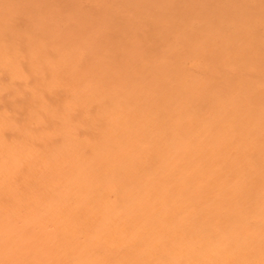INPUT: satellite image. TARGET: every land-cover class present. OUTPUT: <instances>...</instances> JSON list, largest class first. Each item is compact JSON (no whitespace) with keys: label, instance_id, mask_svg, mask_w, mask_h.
<instances>
[{"label":"rangeland","instance_id":"obj_1","mask_svg":"<svg viewBox=\"0 0 264 264\" xmlns=\"http://www.w3.org/2000/svg\"><path fill=\"white\" fill-rule=\"evenodd\" d=\"M261 1L246 0L245 3L247 2V4H245L244 0H239L236 3H234L233 0H195V1L194 0H145V1L133 0L134 3L132 2V0H69V1L68 0H0V40L5 42V43L0 42L4 44V46L0 44L1 48L4 47L5 49H8L9 54H7V50L2 48L3 51L5 50L6 57L11 56L10 60L14 58L12 60L14 64L16 63V61L20 59L19 62L17 63V67L19 66L20 69L27 63L30 65L29 66L27 64V66H24V68H22L25 70V67H27L26 71L23 70V73L19 68H18L19 71H17L16 70L17 67L12 65L13 70H15L16 72L15 75V72L13 71L16 77L13 78L14 80L12 81V83L10 81L8 82L9 78L7 73H5L7 71L3 70L5 68L0 67V119L4 120L6 124H8V126L11 128L10 130L8 126L6 128L5 127L3 128L4 131L2 130L1 133H3L4 135L2 134L3 137H1L0 134L1 137L0 141L1 144L5 146H8L9 144L12 146L18 145L17 147L20 146L23 148L26 147L27 149L33 148L34 149L33 151L32 150L29 151V154H31V156L34 155V153L35 155L37 154L43 155L37 159L38 161L28 163L27 162L28 159H24V157L22 156L10 157L11 158L10 160V158L8 157L9 155L8 153H4L5 155L0 154V165H1L0 169H2L0 170V264H159V262H156L157 259L156 254L153 253V255L156 256L150 254H144L141 251H137L138 248L133 244L128 245V244L118 243L116 239L114 240V236H112L113 233H111L112 231H108V234L106 235L100 232L101 234L100 235L97 231L96 232L93 231L90 228V226L89 227L86 226L84 221L85 212H82V210L84 211L83 208L86 205L87 206L89 205V207L93 209L94 205L93 204L90 205V201L86 199L82 201L83 203L80 202L79 204L78 201L71 200V202L73 203L71 204L70 201H67V198L66 200L65 197L62 198L63 194L61 190L56 185L52 184L51 180L53 179V177H51L50 176L51 173L47 171L48 166L50 169H52L55 165L56 166L53 169H56V167L58 169H61L63 167L65 168L69 166L73 167L74 169L76 168L78 169L82 164L81 162H83V159H81L82 158L81 155L83 156V158H85L86 155L85 153H88L89 155L88 152L89 147H86L85 145L88 146L89 144H92V142H94L96 139L95 137L100 136L101 132L104 133L106 131V130L104 131V126H102L103 121H101L104 119L103 113L105 112H102V114L89 113L90 115L89 116L87 115L86 117L82 118L81 121L80 119L79 120L75 119V121H73L72 123L71 121H69L72 132H70L69 133L70 135L68 136L71 137L72 141L74 140L71 143V147H69V145L65 147L59 146L62 145V143L60 142L61 136L57 134H53L50 136L49 134L50 131L47 130H46L47 132L44 130V132L39 136V138L32 136H31L32 138H30L29 134L33 133V131L30 128L27 130L26 125L24 126L23 120L25 118L24 116L27 114L24 110V106L27 98L28 100H31L29 98L30 95L32 96L33 94L34 96V93L39 92L38 91L39 89L37 90L35 87V84L39 83L40 81V80L38 81L39 76L41 75L40 78L43 77L41 79L43 80V79H47V77L50 75V74L48 75V73L50 72L49 67H48L49 70L47 69V67L45 69L46 71L48 70V73H46L45 70L43 69V67H45V64L49 65L50 67L56 65L54 67L55 69L59 67H61V69L62 68L64 69L67 67L66 69L73 73H71L72 77L68 76L66 79L71 80L72 82L73 80L77 79L75 81L76 83L77 82L79 83L81 80L80 78L82 76L79 77L78 79V76L75 75L82 74L83 76H85L83 77L84 81H86V79L90 81L87 83L88 85L89 83H91V81H92L91 84L94 85V87L93 85H91L92 88L89 86L88 88L89 91L90 89L91 90L95 89V87L106 88V90L115 88L116 90H114V92L111 89L113 94L112 92H108V95L100 98V102L94 104V110L95 108H98L100 103H102V107L104 106V104L105 106L110 105L111 104L110 102L112 101L109 100V102H107L108 98L110 97L111 99H114L113 101H115V99L118 98L117 100L118 101L121 100L122 105L132 104L133 106H136L139 109L143 108L140 109L142 110L141 111L142 113L138 112V116L140 119H144L145 117V120L147 119L149 120L150 118L154 122L156 121L162 123L163 121L164 123L166 122L165 120L169 121L171 119L173 120L174 118L176 122L180 121L181 123L184 121L182 124H185V120H186L189 126L195 124L196 126L199 125L198 129L194 126V128H196L195 130L199 131V134L196 133L197 136L200 137V138L197 137L199 138V143H195L194 146H191V148L187 149V151L191 155H193L194 152L196 153L195 155L199 158V156H201L202 154L201 153L202 149L199 150L200 148L204 149V147L207 146L209 147L210 146L209 144H211L210 148H213V146H215V144H217L219 140H221V144H220L221 147L218 145L215 147H218V149L220 148L219 149L220 151L223 150L222 153H224L223 154L224 156H227L228 154L231 155L230 156L231 159L227 157L229 158V161L225 157V160L227 159V161L223 160L224 162H221L218 160L220 157L219 154L213 153L214 154L213 157L215 156L214 157L215 159H213L214 161L210 160L211 165L207 163H206L207 165L203 164L205 158H203V160L202 159L199 160L201 164L198 165V168L202 167L204 170L203 172L205 173H208L210 171L211 176H208L209 174L206 176L207 177L206 179L212 182L209 185L206 183L207 182L205 181L206 179L205 178L203 179L204 175L201 176V178L200 176H198L197 167L192 166L193 171H190L194 173L196 171V175H195L193 173L192 174L188 173L186 168H182V167L180 168V166H182L183 164L180 166L178 164L174 165V168L175 166L178 167L177 170L180 168L179 171L174 170L173 167L171 169L168 168L169 170L166 171L164 168H161L162 165H160V160H161L160 158L158 164L154 161L151 162L149 160L150 157L149 154L151 156L153 155V153L155 154V152L153 151L154 148L152 146L156 145L158 139L155 140L148 139L149 140L148 141L145 138L147 141L146 140L144 141V139L141 138V140L144 141L143 142L144 145L142 146L149 149V151H147L144 147L136 148V150L135 148H133L134 150H132V148H130L128 145L126 147L127 150L125 148L124 150H122V148L119 147V149L117 148L118 150L116 149L119 152L118 154L119 156L110 157V155L108 154L106 156L107 158L105 157V159L103 160V162L105 161L102 164L103 167H100L101 169L104 168L102 170V174L105 173L104 174L105 176H110L113 174L115 175L116 173V175L119 176L120 179L119 181L121 182V180L122 181L126 180L125 178L128 177L126 175L127 173L133 172L131 173L132 174L131 178L134 180V178L137 177L136 175L134 176V173L138 174L136 172L138 171L137 169H139V166L142 167L143 169L144 165L145 167L148 168V166L146 165L150 164V166H153L154 168L149 166L150 167L149 169L144 168L143 171L139 170L138 175L140 176L141 181L140 178L138 177L139 179L137 180L138 182H142L143 180H145L146 176L148 175H150L149 177L152 178L153 175L151 174L154 173L155 175H157V173H159V175L154 176L155 177L154 178L155 180H153L154 183L158 181V178H160L159 180L162 179L161 183L162 181H166V183L164 182V184L162 185L164 186V188H166V190L164 191H166L167 193H168V189L173 188L174 191H176L178 190L177 188L180 187L181 189L178 190L179 193L178 191H176L177 192L176 197H179L182 201L183 199L186 198L185 202L192 203L191 201L193 200L199 202L202 199L201 201L202 203L204 202L209 203L208 205H210V209L211 210L214 209L212 211H216V208H214L216 205L215 203L213 204V202L217 201L218 203L217 202L216 203L218 205L221 204L220 207H222V209L220 211L223 216L221 214L220 216L217 215L218 217L208 216L209 218L208 224L213 225V227L217 228L218 230L221 229L223 225L225 226L224 222L221 223V221H223L221 219L224 218L226 219L227 223L226 222L225 223L227 227L230 223V220L233 219L232 217L233 214L237 212H239L238 214L240 216V214L244 213L245 211L244 215L241 214L243 219H245L247 216H250L249 213L250 214L253 213L251 215L252 217L250 216L252 219H250L249 221L248 218L250 217H248L247 218L248 220L247 221L245 220L246 223L252 224V220H255L256 218L257 221L264 222V204H262L263 203L262 201L264 199L263 197L264 190L260 188V187L264 188V185L260 186L259 183V180L261 182H263L264 180V15H263L264 6L263 8L262 6H260L263 5L264 2L262 1L261 3ZM251 4L253 5L254 8L252 7ZM257 4L259 5L257 6ZM240 5L242 7V10H240L241 14L238 16V14L233 12V10H236L235 8L238 9ZM243 5H246L245 8H243ZM148 13H150L151 15ZM234 15L236 16V18L234 17ZM240 16L242 18H240ZM237 18H239L240 20L239 22L238 20H236ZM260 18H262V20ZM250 21H252V23L255 24L252 23L250 24ZM262 21L263 23H261ZM1 25L3 26V28L1 27ZM249 28L250 30H248ZM39 33L41 35H39ZM5 36H8L9 38ZM43 38L45 40H43ZM8 39L10 41H8ZM41 41H46V42H41ZM8 42L10 45L8 44ZM38 42H40V44ZM43 43L45 44L44 47H42ZM37 46L40 48H38ZM25 48L27 51H25ZM21 50L22 51L24 50L26 55L23 54L24 52L20 53L19 51ZM39 51H41L40 54ZM12 52L13 54H11ZM16 52L20 53V54L18 53L19 59L17 58V54L15 55ZM27 52L28 54H30V57L29 55H27ZM34 53L37 54L34 55ZM15 58H17V60H15ZM84 59L86 64L81 63V61L84 62L83 61ZM79 60L81 61L78 62ZM43 61H45L46 63L44 62L45 63L44 64ZM89 62L93 66L92 65L90 66ZM80 63L81 65H79ZM121 63H123V65ZM68 65H70V68H68L69 67ZM37 66L39 67L41 66V68ZM82 66L86 67V69L88 70L90 69L89 70L90 72L86 70L84 73H82L84 71L83 70L84 67ZM88 66L91 68H89ZM34 68L35 69L37 68L36 70L37 72L35 71ZM29 70H31L30 73ZM105 70L108 71L106 72ZM34 71L40 75L35 74ZM87 71L89 73L88 75H86ZM91 71L93 72L91 73ZM103 71L104 74H101ZM27 72L29 76H27L26 78V75H28ZM32 72L34 76L31 75ZM109 73L110 74L113 73V74L110 75ZM19 76L22 77L19 78ZM99 76L101 77L98 78ZM73 77L75 79H73ZM96 77L99 80L97 81V83H96ZM1 79L4 80L2 81ZM20 79L21 80L24 79V80L20 82L21 81ZM100 79H102L103 81H100ZM117 79L119 81H117ZM32 80L33 82L32 84H30L31 83L30 81ZM108 80H110L111 82H108ZM102 82H104L106 85H104V83L102 84ZM62 83L65 82L62 81ZM114 84L115 85L117 84V86H115ZM85 86L86 85L80 87V89L82 90L84 89L82 92H80L82 93L80 95H83V93L87 91L86 90L87 88H85ZM66 88H68V86L61 87L59 89V90H64L65 92L68 91L65 93L66 96H68L69 92L73 90H79L77 86L76 87L73 86L71 88L69 87L68 89ZM101 88H98V90ZM26 89H28L27 92L29 91L32 93L24 92L26 91ZM33 89H35L36 92H34L35 90L33 91ZM117 91H120V93ZM122 91L124 92V94ZM128 91H131L129 92L131 94L127 95ZM23 93H27L28 96L26 95L27 97H25ZM72 93H70V95H72V98L74 96H77L75 95V91ZM114 93H119L118 95L122 93L121 99L120 97L114 98L115 95ZM189 93L191 94V97H189L190 95ZM47 94L48 93H46L45 91V95L42 96L40 95L39 100L44 102L46 108L47 105H50L52 103L51 106L53 107L48 106V108L52 109L56 113V110L58 109L57 105L60 102L58 98L59 99L61 98L60 92L58 94H49V95ZM70 95L68 96V99L71 98ZM111 95L113 96V98ZM180 95H182L183 97ZM33 96L31 98H33ZM175 96L178 98H176ZM134 99L136 100L134 101ZM55 100L58 101L55 102L56 104L54 105L53 102ZM126 102L129 103L127 104ZM95 105L98 106L96 107ZM153 107L156 109H154ZM162 107L163 108L165 107V110L168 108L169 109L172 108L175 110L176 114L178 115H176L172 109L171 110L174 113H172V111L168 112L167 110L163 111ZM181 107L182 108L185 107L182 109L183 111L182 113H181ZM196 109L199 110L197 111ZM148 111L150 113H148ZM189 111H191L192 113ZM170 112L172 115L174 114V116H172ZM55 113H53L52 111L51 114L44 113L45 114L44 115L43 113H40V116L37 117L39 121L37 118H35L37 120L34 119V122L37 121L39 124L32 125L31 128H35L38 126L40 128H43L45 126L44 124H41L44 123L43 121L49 120V117H51V115L59 116V113L56 114ZM107 114L111 115L112 113H107ZM133 114L136 116L137 113L135 114V112L133 113L131 112L127 114L128 116L131 117H128L126 119L127 120L131 119ZM183 116L185 118H182ZM190 117L192 119H190ZM52 118L53 117H51L50 119ZM199 119L201 122L199 121ZM12 122L15 124V127L13 126L14 124ZM122 122L125 121L123 120ZM213 122H215V124H213ZM74 126L78 128H75ZM39 127L35 129H39ZM72 127L74 128V130H72L73 129ZM98 127L100 128L99 130L97 129ZM205 127L207 130L205 129ZM212 128L214 129V131ZM127 130L128 129L126 130L123 129L122 130L123 132L119 133V136L121 135L120 138H122L121 141H123V139H125L126 136H128L129 141L131 140L135 142L134 146L136 145L137 147V145L138 146L141 145L138 143L139 141H136L138 138L136 139L137 135H135V133L138 130H134V131L131 130V133L129 134L128 132L130 130H128V132ZM176 133L175 136L173 137L175 140L177 139L176 137L183 135L185 132L183 131L179 132L178 130L176 131ZM203 133H206V135H204ZM194 135H195L194 133H189V134L187 133L186 135H184V137L186 138L187 136L189 141H194L193 138L196 136ZM93 137L95 138L94 140ZM184 137L182 139L179 138L177 140H179V142H183L185 140L187 141V139H185ZM202 138L204 141L202 140ZM14 139L18 140V141L16 140L17 143L15 142ZM42 139L46 141L45 142L46 144L47 142L49 143L48 151L47 150L44 151L45 149L43 145L45 143L43 142ZM216 139L218 141H215ZM5 141H7L8 144ZM54 141L56 144L54 143ZM249 141L252 143L250 144ZM11 142H15L16 144L15 143L11 144ZM154 142L156 143L152 144ZM204 142H206V144H204ZM58 143L60 144L58 145ZM188 144L186 145L190 147V145ZM202 144L204 145L202 146ZM80 145L81 148L78 149ZM82 145L86 147L88 150L82 147ZM186 145H184V147H186ZM223 145H225L226 147ZM138 149L140 150L138 151ZM150 149H151V153H150ZM192 149L193 151H191ZM78 150H80L81 152H78ZM204 150H206V148ZM257 150L258 153H256ZM64 151L67 152L64 153ZM121 151L124 152L121 153ZM135 151H137L136 152L137 154L135 153ZM125 152L126 153L129 152L130 155L128 154L127 156ZM63 153L67 154V156L69 157L65 156ZM68 153H70V155ZM62 154L64 155V157H61L63 156ZM143 155H145L147 158ZM140 156L141 157L143 156L146 160H149V162H151L152 164L149 163L148 161H147L148 163L145 164L146 162L145 159L140 158ZM204 157H207V155ZM210 157H212V154H210ZM207 158H209V156ZM232 158L235 163L232 161ZM216 159L218 160L217 162H215ZM48 160L49 163L47 162ZM119 160H120V164L118 163ZM133 160L135 163L133 162ZM139 161H143L142 163L144 165L141 166L142 164ZM44 162L47 163L48 165L46 164L47 168L42 169L41 164H43ZM136 162H139V164ZM213 162L218 166L217 167L218 169L220 168L219 171L221 172H217L215 170L213 171V168L210 170L211 168L210 166L213 165L212 164ZM227 162L229 163V165ZM245 162L248 164V166L247 165L245 166V168L247 167L248 170L246 169L245 171H247L248 175L252 172L251 173L252 175L250 174L251 176L248 175L244 176L247 178L250 177L248 180L246 179V181L245 179L243 180L242 178V174L244 173L243 170H244ZM116 163L120 166L122 165L121 168L123 167V165L127 164L125 165L126 171H122L121 168L120 169L115 168L116 170L113 171L112 170L113 165L116 166ZM105 164L107 166H105ZM95 165L93 164L92 166ZM136 165L138 166L136 167ZM216 165L214 166L216 167ZM221 165H224V167L228 166L227 169L225 168V170H228V168L229 169L232 168L234 171L231 169L226 171V174L223 173V175H220L223 172L222 170L223 168ZM205 166L208 168V170L204 169ZM33 167L34 169H36V171L40 170L38 172H41L43 174L40 173L41 174L40 175L36 173V171L34 172V170L32 169ZM134 167H136L137 169ZM182 169L183 170L185 169L186 171L184 172ZM111 170H112V174H111ZM129 170L132 171L128 172ZM144 171L146 172V174ZM260 171L262 172L263 175H261ZM178 172H180L181 175ZM230 172L231 174H229ZM240 172L243 173L241 174ZM35 173L39 176H37ZM238 173H240L241 175H239ZM25 174L27 176H29L30 174L32 175L28 177L29 179H25L26 178ZM176 174L177 176H175ZM192 175H194V177ZM215 175L218 176L220 175L222 177H220V179L218 180V176ZM227 175H229L228 177H230L231 175L232 177L231 179L233 181L229 180L228 177L223 178L224 176ZM169 176L170 177L172 176L173 179L170 178ZM214 176L216 177V179L213 178ZM240 177L242 178L243 182L245 181L243 184H242V180H240ZM168 178H170L172 184L171 183L169 184L170 181L167 182ZM221 178H223L222 180L224 181L226 180L225 181L226 190L221 186L222 183L224 182V181L223 182L220 181ZM188 180H190V183H192V185L188 183ZM177 181L179 182L181 181L182 183V184L180 183L181 186L178 185L179 182L177 183ZM183 181L185 183H183ZM238 181H241V183ZM247 181L251 185L255 183L254 190L256 187L260 186L259 187L260 190L258 191L256 189L257 191L255 190L254 193L257 192L261 195V196H259V194L257 195L260 197L261 203L259 202L258 200L259 198H258L257 199L258 205L254 204V200L253 201L249 200L251 199V197H253L251 195L248 201L250 203L253 202V204L249 205V207H247L244 210L243 206H245L244 202L247 201V198L244 196L246 195L244 193H243L244 195H242L243 197H241V193L248 191L249 194V190L247 188H250L251 185ZM193 182L195 183L197 182V189L195 188L196 184ZM201 182H203V184H200ZM131 183H136V182L131 181L130 184ZM232 184L234 187L231 186ZM201 185L202 188L204 187L203 189L201 188ZM227 185H229L230 188V189L228 188V192H227ZM240 185H242L241 187H246V189H244V191L243 190L241 191ZM231 187L233 189H231ZM210 188H213L214 192L218 194L209 192L211 190ZM185 189L187 195L183 194ZM187 189H189L188 191L190 192H188ZM204 190L205 192H207V194H205L206 196L203 195ZM229 191L232 196L236 192L235 195L232 197V200L230 199V201L229 199H225L224 197H223L224 199L222 198V196L224 195L227 198L230 197L228 196ZM252 191H253V187H252ZM182 194L183 196H181ZM212 194H215V197L217 198L220 195L219 199L221 201L216 199ZM184 196L186 197L184 198ZM237 196H239L240 199H238L239 201L237 200L234 202V199H237L235 198ZM244 197L246 199H244ZM85 200L87 203L85 202ZM224 200L226 204H223ZM228 201L230 204L233 203V205L229 206L227 203ZM201 202H199L198 204H200ZM260 205L262 206L261 208ZM67 206L68 207L70 206L71 210L74 212H71L70 210L68 212L69 214L67 213L68 216L63 218V215L61 216L59 214H62V212L65 211V208ZM202 206L204 207V209L205 206L209 207L206 204ZM202 206L199 205V207L201 208ZM224 206H225L224 208L225 210H227L226 208H228L226 212H222ZM254 207L257 208L255 209ZM230 208L232 209L236 208V209L233 211L232 209L229 210ZM253 208L255 210H253ZM80 209L82 210L79 212L78 210ZM259 209L260 211H258ZM92 211L94 212V210ZM228 211L230 213H232L231 211H233V214H231L232 216H229V218H226V215L228 216V214H230L228 213ZM93 212H91V216L95 215V213ZM195 212H199V211L197 210ZM255 213H259L258 216H256ZM234 216L236 217V214ZM113 217L115 218V216ZM239 221L238 220L237 222L234 221L235 222L234 224L232 222L233 225L230 224L231 227L238 224ZM255 223L256 222H254L255 225L254 227L256 229L258 225H256ZM236 228L237 227H234V229ZM261 228H259L258 230V235L262 236L264 235V227ZM239 229L237 232H239ZM190 231L191 229L188 230V232ZM241 231H243V227H241L240 232ZM250 231L251 230H249L248 234L246 233V235L244 236H250V233L251 235L254 233L253 232L254 229L253 231L251 232ZM256 232L257 231L255 230V233ZM252 236L255 238V235ZM263 237L262 238L257 237V240L260 241L262 239L261 241H263ZM167 251H170L171 254ZM167 251H165L164 256H166L167 258L171 257L167 262L168 264H194V263L220 264V262H217L215 259H213L214 260L213 261L212 259L209 258H203V259L200 258V260L199 258L198 259L186 258L183 253L179 255L178 253H173L171 250H167Z\"/></svg>","mask_w":264,"mask_h":264},{"label":"bare ground","instance_id":"obj_2","mask_svg":"<svg viewBox=\"0 0 264 264\" xmlns=\"http://www.w3.org/2000/svg\"><path fill=\"white\" fill-rule=\"evenodd\" d=\"M69 1V0H68ZM145 1V0H144ZM195 1V0H194ZM239 0H236V1H234L233 0V2L234 3H236V2H238ZM245 1L246 0H244V3H245ZM261 1V0H260ZM263 2H264V0H262ZM262 1H261V3H262ZM60 2V1H59ZM132 2H133V0H132ZM131 2V3H132ZM159 2V1H158ZM232 2V1H231ZM250 2V1H249ZM134 3V2H133ZM220 3V2H219ZM12 4V3H11ZM14 4V3H13ZM84 4V3H83ZM245 4H247V2L245 3ZM260 4V3H259ZM259 4H257V6L259 5ZM106 5V4H105ZM221 5H222V3H221ZM225 5H227V4H225ZM252 5V4H251ZM179 6V5H178ZM245 6L246 5H243V8H245ZM260 6H262V8H263V6H264V3H263V5H260ZM43 7V6H42ZM112 7V6H111ZM125 7V6H124ZM153 7V6H152ZM180 7V6H179ZM240 7V8H239ZM238 7V9L237 8H235L236 10H233V12H235L236 14H238V16L241 14V11L240 10H242V7H241V5ZM252 7H253V5H252ZM252 7H250V8H252ZM35 8V7H34ZM147 8V7H146ZM254 8V7H253ZM190 9V8H189ZM254 10V9H253ZM258 10V9H257ZM263 10V9H262ZM147 12V11H146ZM190 12V11H189ZM221 12V11H220ZM263 12H264V10H263ZM33 13V12H32ZM36 13V12H35ZM165 13V12H164ZM232 13V12H231ZM148 14H150V13H148ZM178 14V13H177ZM190 14V13H189ZM254 14V13H253ZM256 14V13H255ZM261 14V13H260ZM3 15V14H2ZM36 15V14H35ZM75 15H76V12H75ZM151 15V14H150ZM173 15V14H172ZM264 15V14H263ZM157 16V15H156ZM259 16V15H258ZM174 17V16H173ZM230 17V16H229ZM234 17L236 18V16L234 15ZM262 17V16H261ZM240 18H242L241 16H240ZM257 18V17H256ZM204 19V18H203ZM261 20H262V18H260ZM236 20H238V22L240 21L239 20V18H237ZM138 21V20H137ZM136 21V22H137ZM142 21V20H141ZM208 21V20H207ZM104 22V21H103ZM221 22V21H220ZM244 22V21H243ZM255 22V21H254ZM260 22V21H259ZM1 23H3V22H1ZM70 23V22H69ZM252 23V21H250V24ZM257 23V22H256ZM261 23H263V21L261 22ZM176 24V23H175ZM193 24V23H192ZM200 24V23H199ZM206 24V23H205ZM252 24H255V23H252ZM258 24V23H257ZM4 25V24H3ZM187 25V24H186ZM245 25H246V23H245ZM261 25V24H260ZM250 26V25H249ZM248 26V27H249ZM251 26H253V25H251ZM1 27L3 28V26L1 25ZM5 27V26H4ZM192 27H194V26H192ZM79 28V27H78ZM13 29V28H12ZM118 29V28H117ZM240 29V28H239ZM246 29V28H245ZM159 30V29H158ZM248 30H250V28L248 29ZM256 30H257V28H256ZM170 31V30H169ZM188 31V30H187ZM240 31V30H239ZM39 32V31H38ZM41 32V31H40ZM68 32V31H67ZM1 33H3V32H1ZM42 33V32H41ZM69 33V32H68ZM94 34V33H93ZM39 35H41L40 33H39ZM160 35V34H159ZM5 37H7V38H9L8 36H5ZM12 37V36H11ZM66 37V36H65ZM3 38V37H2ZM6 38V39H7ZM40 38H42V37H40ZM51 38V37H50ZM108 38V37H107ZM4 40V39H3ZM43 40H45L44 38H43ZM74 40V39H73ZM8 41H10L9 39H8ZM92 41V40H91ZM0 42H3V41H1L0 40ZM11 42H13V41H11ZM41 42H46V41H41ZM50 42H51V40H50ZM3 43H5V42H3ZM3 43H0V44H2V46H4V44ZM7 43V42H6ZM39 44H40V42H38ZM8 44H9V42H8ZM35 44V43H34ZM39 44H37V45H39ZM10 45V44H9ZM8 45V46H9ZM12 45V44H11ZM33 45V44H32ZM44 43H43V46L42 47H44ZM77 45V44H76ZM98 45V44H97ZM25 46V45H24ZM101 46V45H100ZM38 47V46H37ZM2 48H4V47H2ZM1 48V45H0V67H3V68H5V69H3L4 71L6 70L7 72H5V73H7V75H8V78H9V80H8V82L10 81L11 83H12V81L14 80L13 78L14 77H16L15 75H16V72H15V70H13V66L12 65H14V66H16L17 67V63L19 62V54L21 53V52H24V50L22 51H19V52H16L15 53V55L17 54V58L19 59L18 61H16V65L14 64V62H12V60L14 59H12V60H10L11 59V56H9V57H6V53H5V50H7V54H9V52H8V49H5L4 51H3V49ZM7 48H9V47H7ZM14 48H16V47H14ZM36 48V47H35ZM38 48H40V47H38ZM49 48V47H48ZM12 49V48H11ZM10 49V50H11ZM22 49V48H21ZM43 49V48H42ZM50 49H51V46H50ZM122 49V48H121ZM9 50V51H10ZM29 50V49H28ZM38 50V49H37ZM46 50V49H45ZM44 50V51H45ZM73 50V49H72ZM90 50V49H89ZM15 51V50H14ZM25 51H27L26 50V48H25ZM31 51V50H30ZM43 51V50H42ZM50 51V50H49ZM77 51V50H76ZM110 51V50H109ZM11 52V51H10ZM82 52V51H81ZM259 52H261V51H259ZM19 53V54H18ZM38 53V52H37ZM37 53H34V55L35 54H37ZM41 53V51H39V54ZM46 53V52H45ZM80 53V52H79ZM91 53V52H90ZM93 53V52H92ZM100 53V52H99ZM11 54H13V52L11 53ZM23 54H25V52L23 53ZM73 54V53H72ZM81 54V53H80ZM26 55V54H25ZM27 55H29V57H30V54H28V52H27ZM34 55H33V57H34ZM45 55V54H44ZM76 55V54H75ZM89 55H91V54H89ZM24 56V55H23ZM68 56V55H67ZM40 57V56H39ZM45 57V56H44ZM50 57V56H49ZM53 57V56H52ZM84 57V56H83ZM17 58H15V60H17ZM41 58V57H40ZM46 58V57H45ZM44 58V59H45ZM80 58V57H79ZM91 58V57H90ZM93 58V57H92ZM68 59V58H67ZM77 59V58H76ZM89 59V58H88ZM96 59V58H95ZM205 59V58H204ZM31 60H33V59H31ZM11 61V62H10ZM28 61V60H27ZM29 61H30V59H29ZM28 61V62H29ZM37 61V60H36ZM35 61V62H36ZM81 60H79L78 62H80ZM84 62H82L81 61V63H85V59L83 60ZM88 61H90V60H88ZM93 61V60H92ZM92 61H91V63H92ZM96 61V60H95ZM32 62V61H31ZM38 62H39V60H38ZM45 61H43V63H44ZM220 62V61H219ZM21 63V62H20ZM37 63V62H36ZM46 63V62H45ZM44 63V64H45ZM51 63V62H50ZM60 63V62H59ZM81 63L79 64V65H81ZM90 63V62H89ZM90 63V66L92 65ZM25 64V63H24ZM28 64V63H27ZM27 64L26 65H24V66H27ZM33 64V63H32ZM43 64V65H44ZM48 64H49V62H48ZM54 64V63H53ZM56 64V63H55ZM86 64V63H85ZM94 64V63H93ZM122 65H123V63H121ZM19 65V64H18ZM29 65V64H28ZM37 65V64H36ZM43 65H41V66H43ZM96 65H97V63H96ZM113 65V64H112ZM117 65V64H116ZM24 66L23 67H21V69L19 68V66L16 68V70L17 71H19L18 70V68L21 70V72L23 73V70L24 69H22V68H24ZM30 66V65H29ZM41 66L39 67V66H37V67H39V68H41ZM56 66V65H55ZM55 66H51V67H53V68H51L49 65H46L45 64V67H43V69L45 70L46 69V67H47V69H48V67L50 68V72L48 73V70L46 71L45 70V72L46 73H48V77H47V79H43V80H41L42 78H40L41 77V75L40 74H38V73H36L37 71V68L35 69V71H34V73L35 74H38V75H40L39 76V79H38V81H39V83H37V84H35V87H36V89L39 91L38 93H34V96H33V94H32V96H33V98H31L32 96L30 95V99L31 100H28V98L26 99V103H25V106H24V110H25V112L27 113L24 117V120H23V122H24V126L26 125V128H27V130L30 128V129H32V131H33V133H31V134H29L30 135V138H32V137H37V138H39V136L44 132V130L46 131H50L49 132V134H50V136L51 135H53V134H57V135H60L61 136V139H60V136H59V139H60V142L62 143V145H59L60 143H58V145L59 146H68L69 145V147H71V143L74 141H72V139H71V137L70 136H68V135H70L69 133L70 132H72L71 131V125L69 124V121H71V123L73 122V121H75V119H77V120H79L80 119V121L82 120V118H84V117H86L87 115L89 116L90 114H93V113H101L102 114V112H105V113H103L104 115V119L103 120H101V121H103V123H102V126H104V133H102L101 132V135L100 136H98V137H93V140L95 139V141L94 142H92V140H91V142H92V144H89L88 146L87 145H85L86 147H89V150L86 148V147H84L83 145H82V147H84V148H86V150H88V152H89V155H88V153H85L86 155H85V158H83V156L81 155V159H83V162H81L82 164H81V166L77 169H74L73 167H71V166H69V167H63V168H61V169H58L57 167H56V169H50L49 168V166H48V169L50 170H48L47 169V171L49 172V173H51V177H53V179L51 180V182H52V184L53 185H56L60 190H61V192H62V194H63V197L62 198H64L65 197V200H66V198H67V201H70L71 202V200H73V201H78V204L80 203V202H82L84 199H86V200H89L90 201V205L91 204H93L94 205V208L92 209V208H90L89 207V205L87 206H85L83 209H84V211L82 210V209H80V210H78L79 212L82 210V212H85V224H86V226H90V228L93 230V231H97L99 234H100V232L101 233H103V234H108V231H112L111 233H113V235L112 236H114V240L116 239L117 240V242L118 243H122V244H133L134 246H136L137 248H138V250L137 251H141V252H143L144 254H150V255H153V253L154 254H156V255H153V256H156L157 257V259H156V262H159V264H165V263H167L168 262V260L171 258V257H166V256H164L165 255V251H167V250H171L173 253H178L179 255L181 254V253H183L184 255H185V257L186 258H199V260H200V258L201 259H203V258H209V259H215L217 262H220V264H224V263H226V264H228V263H231V264H264V235H258V230H259V228H261V227H264V222L263 221H257L256 219V221L255 220H252V224L251 223H246L245 222V220L247 221L248 219H249V221H250V219H252L251 217V215L253 214V213H249V215L251 216H247L245 219H243V217L241 216V214H243L244 215V213H245V211H244V213H241L240 214V216H239V212H237V213H235L236 214V217L234 216L235 214H233V211L237 208V207H239V206H237L235 209H232L233 207H235V206H233L232 208H230L229 210H233V211H231L232 213H230L229 211H228V213H230V214H228V216L226 215V218H229V216H232L231 214H233V219L232 220H230V223H229V225L226 227V223H227V221H226V219L224 220V219H221V220H223V221H221V223L222 222H224V224H225V226L223 225L222 226V228L221 229H217V228H215V227H213V225H211V224H208V221H209V218H208V216H210V217H214V216H220V214H221V209H222V207H220V205H218L216 202H213V204L215 203V207L214 208H216V211H212V210H214V209H210V205H208L209 203H207V202H204V203H202L201 201H202V199H201V201H199V202H201L200 204H198L199 202H196V200L194 201H191L192 203H187V202H185L186 201V196H184V198L185 199H183V201L179 198V197H176V191H178L179 189H181L180 187L179 188H177L178 187V185H180V183H181V181L179 182V181H177V183L179 182V184L177 185V187H175V188H177L178 190H176V191H174V189L173 188H171V189H168V193L166 192V191H164V190H166V188H164V186L162 185V184H164V182L166 183V181H162V183H161V180H159L160 178H158V181H156L155 183H154V181L153 180H155L154 178V176H157V175H159V173H157V175H155L154 173L153 174H151V175H153V177L151 178V177H149L150 175H148V176H146V179L145 180H143L142 182H138L137 180H139L138 179V177L140 178V176L138 175L139 174V170H141V171H143L144 170V168H146V169H149L150 167H153V166H150V164H147L146 166H148V168L147 167H145V165L142 163L143 161H139V162H141V166H143V169H142V167H140L139 166V169H137L136 167L138 166V165H136V167H134V168H136L138 171L136 172V173H138V174H135L134 173V176L136 175L137 177V179L136 178H134V176H133V178H134V180L131 178V173H133V172H131L132 170H129L128 172H131V173H127L126 175L128 176V177H126L125 179V181H122L121 180V182L119 181L120 179H119V176H117L116 175V173H115V175L113 176V175H110V176H105L104 174H102V170L104 169H101L100 167H103V163L105 162H103V160L105 159V157L109 154L110 155V157H116V156H119L118 154H119V152L117 151L118 149H119V147H121L122 148V150H124V148L127 150V145L130 147V148H132V150H134L133 148H135V150H136V148H142V147H144V146H142V145H144L143 144V142L147 139H149V140H155V139H158L157 140V143L156 142H154V143H152V144H155L156 143V145L155 146H152L154 149H153V151L155 152V154L153 153V155L151 156L150 154H149V160L151 161V162H156L157 164L159 163V160H160V165H162V167L161 168H164L166 171L167 170H169L168 168H172L173 167V169L174 170H177V168L178 167H176L175 166V168H174V165H176V164H178L179 166L180 165H182V166H180V168L182 167V168H186L187 169V172L188 173H193V174H195L196 175V171H195V173L194 172H190V171H193V167H197V174H198V176H200V178H201V176H203L204 175V177H203V179L205 178H207L206 176L208 175V176H211L210 175V171L208 172V173H205V172H203L204 170H203V168L202 167H200V168H198V165H200L201 164V162L199 161V160H203V158H205V161H204V165L207 163V164H210L211 165V161L210 160H212V161H214L213 159H215L214 157H213V153H216V154H219V156L221 157V160H220V157H219V161H221V162H224V161H227V159H228V161H229V158L231 159V155H227V156H224L223 154L224 153H222L223 152V150L222 151H220L219 149H218V147H215V146H220V144H221V140H219V142H217V144H215V146H213V148H210V146H211V144H209L210 146L208 147H204V149L206 148V150H204L203 148H200L199 150H201L202 149V151H201V156H199V158L195 155L196 153H194L193 152V155H191L188 151H187V149L188 148H191V146H194L195 145V143H199V136H197V134L196 133H198L199 134V131L198 130H195L196 128L198 129V127H199V125L198 126H196V124L195 123H193V124H195V125H192V126H189L188 125V123L186 122V120H185V124H182L183 122H181L180 123V121H178V122H176L175 120H174V118H173V120L175 121H173L172 119L171 120H165L166 122H164L163 123V121H162V123H160V122H154V121H152V119H150L149 118V120L147 119V120H145V117H144V119H140L139 118V116H138V112H140V113H142L141 111L142 110H140V109H143V108H137L136 106H133L132 104H128L127 102V104L128 105H126V104H124L123 102H125V101H123L122 103L124 104V105H122L121 104V97H122V93L120 94V95H118L119 93H120V91H117V92H119V93H114L115 95H114V98L116 97H120V101H118L117 99H115V101H113L114 99H111L109 96V98H108V100H107V102H109V100L110 101H112V102H110L111 104V106L110 105H108V106H105V104H104V106L102 107V103H100V105H101V107H100V105L98 106V108H95V110H94V104H97V102H100V98L101 97H103V96H106V95H108V92H112V90H113V92H114V90H116L115 88L114 89H107L106 90V88H101V87H98V88H101V89H99L98 90V88H96L95 87V89H93V90H91L90 89V91L88 90V88H89V86L91 87V85H93V84H91L92 83V81H91V83H89V85L87 84L88 82H90V81H88L87 79H86V81H84V79H83V77H85V76H83L82 74H76L75 76H78V79H79V77H81L80 79V82L78 83H76V81L75 80H77V79H75L74 77H73V79H75V80H73V82L71 81V80H68V79H66L68 76L69 77H72V75H71V73H73V72H70L69 70H67L66 68H62L61 69V67H59V68H54ZM65 66H66V64H65ZM64 66V67H65ZM69 67L68 68H70V65H68ZM86 66V65H85ZM93 66V65H92ZM82 67H84V66H82ZM89 67V66H88ZM100 67V66H99ZM118 67V66H117ZM15 68V67H14ZM26 68L27 67H25V70L24 71H26ZM32 68V67H31ZM81 68V67H80ZM85 68V69H84ZM83 68V72L82 73H84L86 70H88V69H86V67H84ZM89 68H91V67H89ZM101 68H102V66H101ZM105 68V67H104ZM103 68V69H104ZM33 69V68H32ZM75 69V68H74ZM79 69V68H78ZM93 69V68H92ZM103 69H101V70H103ZM2 70V71H3ZM40 70V69H39ZM38 70V71H39ZM43 70V71H44ZM90 70V69H89ZM88 70V71H89ZM111 70V69H110ZM13 71L15 72V75H14V73H13ZM88 71H87V73H86V75H88L89 73H88ZM94 71V70H93ZM93 71H91V73L93 72ZM106 72L108 71V70H105ZM31 72V70H29V73ZM40 72V71H39ZM77 72V71H76ZM76 72H74V73H76ZM90 72V71H89ZM114 72V71H113ZM13 73V74H12ZM21 73V74H22ZM41 73V72H40ZM44 73V72H43ZM21 74H19V75H21ZM27 74H28V72H27ZM45 74V73H44ZM100 74V73H99ZM101 74H104V71L101 73ZM110 74V73H109ZM113 74V73H112ZM112 74H110V75H112ZM14 75V76H13ZM31 75L32 76H34L33 75V72L31 73ZM93 75V74H92ZM27 76H29V74L28 75H26V78H27ZM45 76V75H44ZM46 76H47V74H46ZM90 76V75H89ZM109 76V75H108ZM20 77H22V76H19V78ZM88 77V76H87ZM91 77V76H90ZM101 76H99L98 78H100ZM107 77V76H106ZM110 77V76H109ZM126 77V76H125ZM17 78H18V76H17ZM25 78V77H24ZM38 78V77H37ZM45 78V77H44ZM98 78L96 77V83H97V81H99L98 80ZM115 78V77H114ZM114 78H113V80H114ZM117 78V77H116ZM32 79H33V77H32ZM92 79V78H91ZM91 79H89V80H91ZM93 79H95V78H93ZM119 79V78H118ZM117 79V81H119ZM2 80V79H1ZM4 80V79H3ZM2 80V81H3ZM19 80V79H18ZM21 80V79H20ZM22 80H24V79H22ZM22 80L20 81V82H22ZM29 80H30V77H29ZM105 80V79H104ZM124 80V79H123ZM150 80V79H149ZM62 81H64L65 83H67V84H65V83H62ZM79 81V80H78ZM100 81H103L102 79H100ZM19 82V83H20ZM25 82H27V81H25ZM31 83L30 84H32V82H33V80L32 81H30ZM37 82V81H36ZM82 82V83H81ZM108 82H111L110 80H108ZM114 82V81H113ZM124 82V81H123ZM35 83V82H34ZM71 85H69V84ZM99 83V82H98ZM101 83V82H100ZM104 82H102V84H103ZM121 83V82H120ZM10 84V83H9ZM13 84H14V82H13ZM22 84V83H21ZM21 84H20V86H21ZM86 85L85 86V88H87L86 90V92L85 93H83V95H80V94H82V93H80V92H82L83 90L82 89H80V87L81 86H83V85ZM95 84V83H94ZM123 84V83H122ZM166 84H167V82H166ZM171 84V83H170ZM23 85H25V84H23ZM22 85V86H23ZM97 85V84H96ZM95 85V86H96ZM100 85V84H99ZM104 85H106L105 83H104ZM115 85V84H114ZM114 85H113V87H114ZM14 86V85H13ZM68 86V88L70 87H78V89L79 90H81V91H79V90H73V91H71V92H69V95H70V93H72V92H74L75 91V95H77V96H74L73 98H72V95H70L71 96V98H69L68 99V96H66V92H68V91H64V90H59L61 87H67ZM98 86V85H97ZM115 86H117V84L115 85ZM119 86V85H118ZM189 86V85H188ZM12 87V86H11ZM39 87V88H38ZM93 87H94V85H93ZM124 87V86H123ZM31 88H32V86H31ZM68 88H66V89H68ZM82 88H84V87H82ZM92 88V87H91ZM109 88V87H108ZM195 88V87H194ZM28 89H30V88H28ZM28 89H26V91H24V92H27V90ZM75 89H77V88H75ZM124 89V88H123ZM125 89H127V88H125ZM191 89V88H190ZM20 90V89H19ZM35 89H33V91H34ZM134 90V89H133ZM11 91H13V90H11ZM32 91V90H31ZM45 91H46V93H48L47 95H49V94H58L59 92H60V97L62 98H58V100H60V102L58 103V105H57V108H55V109H57L56 110V113H59V116H52L51 115V117H53L52 119H50L51 117H49V120H45V121H43L44 123H41V124H44L45 126L43 127V128H40L39 126V129H35V128H38V127H35V128H31V126L32 125H38L39 123L37 122V121H35V122H37V123H35L34 122V119L35 118H37V117H39L40 116V113H48V114H51V111L53 112V113H55L52 109H50V108H48V106H50V107H53V106H51V104L50 105H47V108L45 107V105H44V102H42L41 100H39V96L41 95H45ZM180 91V90H179ZM34 92H36V90L34 91ZM113 92H112V94H113ZM123 92V91H122ZM129 92H131V91H128V93H127V95L128 94H131V93H129ZM135 92V91H134ZM178 92V91H177ZM27 93H32V92H27ZM27 93H23L24 95H25V97H27L28 96V94ZM77 93V94H76ZM19 94V93H18ZM35 94H37V95H35ZM73 94V93H72ZM123 94H124V92H123ZM126 94V93H125ZM176 94V93H175ZM190 94V93H189ZM16 95V94H15ZM27 95V96H26ZM110 95V94H109ZM147 95V94H146ZM186 95V94H185ZM112 96V95H111ZM126 96V95H125ZM179 96V95H178ZM180 96H182V95H180ZM127 97V96H126ZM134 97V96H133ZM132 97V98H133ZM168 97V96H167ZM176 97V96H175ZM183 97V96H182ZM185 97V96H184ZM189 97H191V94L189 95ZM193 97V96H192ZM20 98V97H19ZM41 98V97H40ZM112 98H113V96H112ZM129 98H130V95H129ZM131 98V99H132ZM136 98H137V96H136ZM176 98H178V97H176ZM181 98V97H180ZM24 99V98H23ZM130 99V100H131ZM150 99V98H149ZM152 99V98H151ZM159 99V98H158ZM167 99V98H166ZM191 99V98H190ZM58 100H55L54 102H53V104L55 105L56 103L55 102H57ZM129 100V101H130ZM136 99H134V101H135ZM138 100V99H137ZM160 100V99H159ZM194 100H195V98H194ZM168 101V100H167ZM166 101V102H167ZM173 101H176V100H173ZM187 101V100H186ZM200 101V100H199ZM146 102H147V100H146ZM158 102V101H157ZM156 102V103H157ZM106 103V102H105ZM131 103V102H130ZM150 103H151V101H150ZM153 103V102H152ZM161 103V102H160ZM164 103V102H163ZM179 103V102H178ZM99 104V103H98ZM120 104V105H119ZM168 104V103H167ZM173 104H175V103H173ZM122 105V106H121ZM162 105V104H161ZM164 105V104H163ZM96 106V105H95ZM96 106V107H97ZM119 106H121V107H119ZM170 106V105H169ZM56 107V106H55ZM167 107V106H166ZM198 107V106H197ZM107 108H109V109H107ZM154 108V107H153ZM163 108V107H162ZM183 108H185V107H183ZM182 107H181V113L183 112L182 111V109H183ZM208 108V107H207ZM206 108V109H207ZM139 111H138V110ZM148 109V108H147ZM154 109H156V108H154ZM157 109H159V108H157ZM169 109V108H168ZM168 109H166L168 112L169 111H174L175 112V110L174 109H172V108H170L169 110ZM172 109V110H171ZM179 109V108H178ZM165 110V107L163 108V111ZM165 110V111H166ZM180 110V109H179ZM197 110V109H196ZM199 110V109H198ZM197 110V111H198ZM3 111V110H2ZM15 111V110H14ZM151 111V110H150ZM157 111V110H156ZM172 111V113H174ZM176 111H178V110H176ZM133 113V112H135V114H136V116L133 114V116H132V118L131 119H129V120H127L126 118H128V117H131V116H128L127 114H129V113ZM159 112V111H158ZM168 112H166V113H168ZM189 112H191V111H189ZM188 112V113H189ZM55 113V114H56ZM61 113V114H60ZM90 113V114H89ZM107 113H112L111 115H109V114H107ZM122 113V114H121ZM145 113V112H144ZM148 113H150L149 111H148ZM152 113V112H151ZM156 113V112H155ZM155 113H154V115H155ZM160 113V112H159ZM192 113V112H191ZM197 113V112H196ZM200 113H202V112H200ZM125 114H126V116H125ZM170 114H171V112H170ZM175 114H176V112H175ZM45 115V114H44ZM122 115V116H121ZM140 115V114H139ZM160 115V114H159ZM172 115V114H171ZM176 115H178V114H176ZM181 115V114H180ZM4 116V115H3ZM42 116V115H41ZM102 116V117H103ZM145 116V115H144ZM148 116V115H147ZM151 116H153V115H151ZM165 116V115H164ZM164 116H163V118H164ZM172 116H174V114L172 115ZM186 116V115H185ZM189 116V115H188ZM187 116V117H188ZM169 117V116H168ZM176 117V116H175ZM178 117V116H177ZM100 118H101V116H100ZM135 118V119H134ZM137 118H139V119H137ZM156 118H158V117H156ZM159 118H161V117H159ZM181 118V117H180ZM182 118H185L184 116L182 117ZM5 119V118H4ZM38 119V118H37ZM37 119H35V120H37ZM46 119V118H45ZM86 119V118H85ZM125 121V122H122L123 120ZM137 119V120H136ZM179 119V118H178ZM190 119H192L191 117H190ZM189 119V120H190ZM7 120V119H6ZM42 120V119H41ZM44 120V119H43ZM84 120V119H83ZM90 120V119H89ZM181 120V119H180ZM188 120V121H189ZM38 121H39V119H38ZM85 121V120H84ZM198 121V120H197ZM199 121H200V119H199ZM255 121V120H254ZM263 121V120H262ZM15 122V121H14ZM196 122V121H195ZM201 122V121H200ZM10 123V122H9ZM13 123V122H12ZM17 123V122H16ZM79 123V122H78ZM99 123V122H98ZM239 123V122H238ZM6 122L4 121V120H1L0 119V134H1V137H3L2 136V134L3 133H1L2 132V130H3V128L5 127H7L8 126V124H6ZM14 124V123H13ZM12 124V125H13ZM18 124V123H17ZM40 124V125H41ZM80 124V123H79ZM210 124V123H209ZM213 124H215V122H213ZM217 124V123H216ZM11 125V126H12ZM99 125H101V124H99ZM218 125V124H217ZM259 125V124H258ZM14 127H15V124L13 125ZM12 126V127H13ZM43 126V125H42ZM79 126V125H78ZM194 126L196 127V128H194ZM9 127V126H8ZM75 127V126H74ZM125 127V128H124ZM201 127V126H200ZM204 127V126H203ZM218 127V126H217ZM25 128V129H26ZM73 128V127H72ZM75 128H78V127H75ZM96 128V127H95ZM130 128V129H129ZM214 128V127H213ZM212 128V129H213ZM250 128H251V126H250ZM11 128L9 127V130H10ZM98 130L100 129L99 127L97 128ZM103 129V128H102ZM123 129H128V130H130L129 132H128V130H127V132H128V134L129 133H131V130L132 131H134V130H138L136 133H135V135H137V137H136V141H139L138 143L139 144H141V145H137V147H136V145L134 146V141H131V143H130V141H129V139H128V136H126V138L125 139H123V141H121V139L122 138H120L121 137V135L119 136V133L121 132H123L122 130ZM204 129V128H203ZM205 129H206V127H205ZM204 129V130H205ZM235 129V128H234ZM249 129V128H248ZM8 130V129H7ZM8 130V131H9ZM72 130H74V128L72 129ZM179 130V132L180 131H183V132H185L183 135H181V136H178V137H176L177 139H182L183 137H184V135H186L187 133L189 134V133H194L195 135V137L193 138V140L194 141H189L188 140V137L186 136V138L185 139H187V143L185 142V141H183V142H179V140H175L173 137L175 136V133H176V131H178ZM200 130H201V128H200ZM207 130V129H206ZM209 130H211V129H209ZM4 131V130H3ZM7 131V132H8ZM46 131V132H47ZM93 131V130H92ZM196 131V132H195ZM213 131H214V129H213ZM251 131V130H250ZM11 132V131H10ZM52 132V133H51ZM100 132V131H99ZM203 132V131H202ZM210 132H212V131H210ZM209 132V133H210ZM228 132H230V131H228ZM246 132V131H245ZM5 133V132H4ZM96 133V132H95ZM174 133V134H173ZM6 134H8V133H6ZM6 134H5V136H6ZM14 134V133H13ZM92 134H93V132H92ZM100 134V133H99ZM127 134V135H128ZM173 134V135H172ZM177 134V133H176ZM204 135H206V133H203ZM208 134V133H207ZM228 134V133H227ZM234 134V133H233ZM252 134V133H251ZM4 135V134H3ZM85 135V134H84ZM95 135V134H94ZM97 135V134H96ZM192 135V134H191ZM200 135H201V132H200ZM32 136V137H31ZM75 136V135H74ZM225 136V135H224ZM0 137V138H1ZM92 137V136H91ZM130 137H131V135H130ZM191 137H193V136H191ZM197 137H199V138H197ZM220 137V136H219ZM226 137H228V136H226ZM225 137V138H226ZM253 137V136H252ZM5 138V137H4ZM8 138V137H7ZM141 138L142 139H144V141L143 140H141ZM146 138V139H145ZM225 138H224V140H225ZM9 139H10V137H9ZM18 139V138H17ZM17 139H14L15 140V142H16V140ZM56 139V138H55ZM89 139V138H88ZM119 139V140H118ZM128 139V140H127ZM192 139V138H191ZM208 139V138H207ZM206 139V140H207ZM221 139V138H220ZM7 140V139H6ZM43 140V139H42ZM46 140V139H45ZM132 140H133V138H132ZM146 140V141H147ZM148 140V141H149ZM196 140V141H195ZM202 140H203V138H202ZM205 140V141H206ZM18 141V140H17ZM22 141V140H21ZM30 141V140H29ZM31 141H32V139H31ZM198 141V142H197ZM204 141V140H203ZM215 141H218L217 139L215 140ZM223 141V140H222ZM227 141V140H226ZM225 141V142H226ZM6 143H7V141H5ZM9 142V141H8ZM15 142H11V144H14ZM43 142L45 143L46 141H44L43 140ZM133 142V143H132ZM160 142V143H159ZM188 142H189V144H188ZM250 142V141H249ZM255 142V141H254ZM17 143V142H16ZM15 143V144H16ZM38 143V142H37ZM54 143H55V141H54ZM167 143V144H166ZM203 143V142H202ZM247 143V142H246ZM252 142H250V144H251ZM8 144V143H7ZM26 144V143H25ZM49 143L47 142V144L45 143L44 145H43V147H44V151H48V149H49V145H48ZM56 144V143H55ZM133 144V145H132ZM147 144V143H146ZM182 144H184V145H186V144H188V145H190V147H188L187 145H186V147H184V145H182ZM204 144H206V142H204ZM204 144H202V146L204 145ZM256 144V143H255ZM234 145V144H233ZM10 146V147H9ZM18 145H16V146H12V145H9L8 144V146H5V145H3V144H1V141H0V154H4V153H8V154H6V155H8V157L10 158V157H16V156H22V157H24V159H28V163H32V162H36V161H38L37 159L39 158V157H41V156H43V155H39V154H37V155H35V153H34V155H32L31 156V154H29V151L30 150H34L33 148L31 149H27L26 147L25 148H23V147H17ZM36 146V145H35ZM74 146V145H73ZM157 146V147H156ZM223 146H225V145H223ZM223 146H222V148H223ZM53 147V146H52ZM58 147V146H57ZM221 147V146H220ZM226 147V146H225ZM29 148V147H28ZM81 148V145H80V147L78 148V149H80ZM118 148V149H117ZM147 151H149V149H147L146 147H144ZM143 148V149H144ZM151 148V147H150ZM208 148H210V149H208ZM117 149V150H116ZM195 149V148H194ZM257 149V148H256ZM255 149V150H256ZM262 149V148H261ZM61 150V149H60ZM82 150V149H81ZM85 150V151H86ZM140 149H138V151H139ZM197 150H198V148H197ZM204 150V151H203ZM219 150V151H218ZM253 150V149H252ZM254 150V151H255ZM144 151V150H143ZM191 151H193V149L191 150ZM67 152V151H66ZM65 151H64V153H66ZM74 152V151H73ZM73 152H72V154H73ZM78 152H81L80 150H78ZM122 152H124V151H121V153ZM137 151H135V153H136ZM247 152V151H246ZM253 152V151H252ZM261 152H262V150H261ZM261 152H259V153H261ZM40 153V152H39ZM46 153V152H45ZM63 153V154H64ZM120 153V154H121ZM126 153V152H125ZM140 153V152H139ZM149 153V152H148ZM150 153H151V149H150ZM238 153V152H237ZM256 153H258V150H257V152ZM62 154V155H63ZM69 155H70V153H68ZM127 154V156H128V154L130 155V153L128 152V153H126ZM137 154V153H136ZM199 154V153H198ZM209 154V155H208ZM210 154H212V157H210ZM5 155V154H4ZM39 155V156H38ZM65 156H67V154H64ZM64 155L63 156H61V157H64ZM76 155V154H75ZM122 155V154H121ZM132 155H133V153H132ZM207 155V157L209 156V158H207V157H204V156H206ZM224 156V159H223V156ZM243 155V154H242ZM80 156V155H79ZM123 156H124V153H123ZM126 156V157H127ZM143 156H145V155H143ZM141 157L140 156V158H143V159H145L144 157ZM249 156V155H248ZM254 156H255V154H254ZM28 157V158H27ZM67 157H69V156H67ZM71 157V156H70ZM125 157V158H126ZM133 157V156H132ZM131 157V158H132ZM146 157V156H145ZM225 157L227 158V157H229V158H227L226 160H225ZM5 158H7V157H5ZM107 158V157H106ZM118 158H120V157H118ZM147 158V157H146ZM160 158V159H159ZM207 158V159H206ZM253 158V157H252ZM86 159V160H85ZM123 159H124V157H123ZM122 159V160H123ZM129 159V158H128ZM136 159V158H135ZM10 160H11V158H10ZM54 160V159H53ZM85 160V161H84ZM131 160V159H130ZM137 160V159H136ZM149 160H146L145 159V164L146 163H148L149 162ZM217 159L215 160V162H217L218 161ZM224 160V161H223ZM46 161V160H45ZM108 161V160H107ZM106 161V162H107ZM148 161V162H147ZM162 161V162H161ZM231 161V160H230ZM232 161H233V158H232ZM24 162V161H23ZM48 163H49V160L47 161ZM133 162H134V160H133ZM139 162H136V163H138L139 164ZM151 162H149V163H151ZM210 162V163H209ZM234 162V161H233ZM244 162V161H243ZM251 162V161H250ZM27 163V164H28ZM50 163H51V161H50ZM55 163V162H54ZM119 164H120V160H119V162H118ZM135 163V162H134ZM228 163V162H227ZM235 163V162H234ZM47 163H43V164H41V167H42V169H44V168H47V165H46ZM95 165V166H92V165ZM107 164V163H106ZM105 164V166H107ZM152 164V163H151ZM206 164V165H207ZM213 165L212 166H210L211 168H210V170L213 168V171L215 170V171H217V172H221V171H219L220 170V168L218 169L217 167V165L213 162L212 163ZM245 164V165H244ZM243 165H244V170H243V172H240L241 174H242V178H243V180L245 179V181H246V179L248 180L249 178H247V177H244V176H246V175H248V173H247V171H245L246 169H247V167L245 168V166L247 165L248 166V164L245 162ZM11 165V164H10ZM74 165V164H73ZM102 165V166H101ZM125 165H127V164H125ZM125 165H123V167L121 168V166L120 165H118L117 163H116V166L115 165H113V171H115L116 169L115 168H118V169H120L121 168V170L122 171H126V168H125ZM135 165V164H134ZM155 165V164H154ZM214 165H216V167L214 166ZM228 165H229V163H228ZM1 166V165H0ZM150 166V167H149ZM193 166V167H192ZM203 166V165H202ZM214 166V167H213ZM222 166V170H223V172H222V174H220V175H223V173L224 174H226V171H228V170H231V169H229L228 168V170H225V168L227 169V167H224V165H221ZM234 166H236V165H234ZM109 167H110V165H109ZM209 167V166H208ZM30 168V167H29ZM133 168V169H134ZM141 168V169H140ZM154 168V167H153ZM157 168V167H156ZM155 168V169H156ZM159 168H160V166H159ZM179 168V169H180ZM214 168H216V169H214ZM235 168V167H234ZM242 168H243V166H242ZM7 169V168H6ZM33 170H34V172L36 171V169H34V167L32 168ZM31 169V170H32ZM129 169V168H128ZM132 169V168H131ZM135 169V170H136ZM163 169V170H164ZM179 169L177 170V171H179ZM204 169H206V170H208V168L205 166L204 167ZM0 170H2V169H0ZM30 170V169H29ZM112 170H111V174H112ZM151 170V169H150ZM157 170V169H156ZM183 170V169H182ZM189 170V171H188ZM224 170H225V172H224ZM233 170V169H232ZM238 170H239V168H238ZM248 170V169H247ZM38 171H40V170H37L36 171V173H38V174H40L41 172H38ZM120 171V170H119ZM158 171V170H157ZM157 171H155V172H157ZM173 171V170H172ZM176 171V172H177ZM184 172L186 171L185 169L183 170ZM234 171V170H233ZM3 172V171H2ZM47 172V173H48ZM145 172V171H144ZM152 172V171H151ZM174 172V171H173ZM172 172V173H173ZM245 172H246V174H245ZM249 172V171H248ZM261 172V171H260ZM35 173V174H36ZM46 173V172H45ZM121 173H123V172H121ZM162 173V172H161ZM160 173V174H161ZM178 173H180V172H178ZM240 173H238L239 175H241ZM252 173V172H251ZM250 173V174H251ZM41 174H43V173H41ZM40 174V175H41ZM119 174V173H118ZM141 174V173H140ZM145 174H146V172H145ZM185 174H187V173H185ZM184 174V175H185ZM229 174H231V172L229 173ZM233 174V173H232ZM236 174V173H235ZM245 174V175H244ZM248 175V176H251V175ZM258 174H259V172H258ZM2 175V174H1ZM26 175V174H25ZM32 174H30L29 176H27L26 175V178L25 179H29L28 177H30ZM34 175V174H33ZM37 175V174H36ZM162 175V174H161ZM174 175V174H173ZM179 175V174H178ZM180 175H181V173H180ZM218 176V175H215V176H218V180L220 179V177H222V176ZM261 175H263L262 174V172H261ZM13 176V175H12ZM24 176V175H23ZM37 176H39V175H37ZM144 176V175H143ZM175 176H177V174L175 175ZM183 176V175H182ZM189 176H190V174H189ZM193 177H194V175H192ZM213 177V178H215L216 179V177ZM229 175H227V176H224L223 178H226V177H228ZM2 177V176H1ZM10 177V176H9ZM33 177V176H32ZM36 177V176H35ZM123 177V176H122ZM170 177V176H169ZM174 177V176H173ZM184 177V176H183ZM233 177H235V176H233ZM121 178V177H120ZM170 178H172V176L170 177ZM170 178H168V181L167 182H169L170 181ZM175 178V177H174ZM177 178V177H176ZM189 178V177H188ZM223 178H221V180L220 181H224V180H222ZM229 178V180H232L231 178V175H230V177H228ZM242 178L240 177V180H242ZM2 179V178H1ZM30 179H32V178H30ZM173 179V178H172ZM190 179H191V177H190ZM195 179V178H194ZM194 179H193V181H194ZM202 179V180H203ZM136 180V181H135ZM179 180V179H178ZM182 180V179H181ZM243 180H242V184L245 182H243ZM262 180H263V178H262ZM7 181V180H6ZM131 181H133V182H136V183H131L130 184V182ZM140 181H141V178H140ZM205 181H207L206 183L207 184H209L210 185V183H212V182H210L209 180H205ZM209 181V182H208ZM214 181V180H213ZM226 181V180H225ZM221 182L222 183V187L225 189L226 188V182ZM233 181V180H232ZM252 181V180H251ZM5 182V181H4ZM29 182V181H28ZM27 182V183H28ZM51 182H50V184H51ZM174 182V181H173ZM238 182H240L241 183V181H238ZM248 182V181H247ZM246 182V183H247ZM263 182H264V180H263ZM263 182H261L260 180H259V183H260V186L262 185H264V183ZM6 183V182H5ZM26 183V184H27ZM31 183V182H30ZM43 183V182H42ZM172 184V182L170 181L169 182V184ZM183 183H185L184 181H183ZM188 183H190V180H188ZM193 183H195V182H193ZM227 183H229V182H227ZM233 183V182H232ZM239 183V184H240ZM249 183V182H248ZM263 183V184H262ZM7 184V183H6ZM182 184V183H181ZM187 184V183H186ZM191 185H192V183H190ZM196 184V186H195V188L197 189V182L195 183ZM200 184H203V182H201ZM225 184V185H224ZM236 184V183H235ZM250 184V183H249ZM23 185H24V183H23ZM167 185V184H166ZM188 185V184H187ZM213 185H214V183H213ZM224 185V186H223ZM246 185H248V184H246ZM251 185V184H250ZM258 185V184H257ZM181 186V185H180ZM183 186V185H182ZM208 186V185H207ZM232 187H234L233 186V184L231 185ZM242 185H240V189H241V191L243 190L244 191V189H246V187H241ZM244 186H245V184H244ZM254 186H255V183H253L252 185H251V189L250 188H247L248 190H249V194H248V191L247 192H242L241 193V197H243L242 195H244V194H246V195H249V196H246V195H244L246 198H247V201H248V199H249V197H251V195L253 196V197H251V199H249V200H251V201H253L254 200V204H257V199L259 200V202H260V197L259 196H261L259 193H257V192H255L254 193V191L257 189L258 191L260 190V188H262L263 190H264V188L263 187H260V186H258V187H256L255 188V190H254ZM52 187H54V186H52ZM209 187V186H208ZM211 187H213V186H211ZM231 187V189H233ZM236 187V186H235ZM252 187H253V191H252ZM260 187V188H259ZM187 188V187H186ZM189 188H191V187H189ZM201 188H202V185H201ZM204 188V187H203ZM202 188V189H203ZM228 188H229V185H227V192H228ZM259 188V189H258ZM211 190L209 191V192H212V193H215L214 192V189L213 188H210ZM213 189V190H212ZM224 189H223V191H224ZM230 189V188H229ZM261 189V190H262ZM189 189H187V191H188ZM226 190V189H225ZM237 190V189H236ZM256 190V191H257ZM262 190V191H263ZM182 191V190H181ZM217 191V190H216ZM232 191V190H231ZM233 191H235V190H233ZM238 191H240V190H238ZM188 192H190V191H188ZM192 192V191H191ZM198 192V191H197ZM205 190L203 191V195H205V194H207V192H205ZM218 192V191H217ZM226 192V193H227ZM251 192V193H250ZM253 192V193H252ZM178 193H179V191H178ZM183 193V192H182ZM225 193V194H226ZM236 193V192H235ZM235 193L233 194V196L235 195ZM238 193V192H237ZM244 193V194H243ZM184 195H187V193H186V189H185V191H184V193H183ZM183 194L181 195V196H183ZM189 194V193H188ZM211 194V193H210ZM215 194H218V193H215ZM215 194H212L214 197H215ZM224 194V193H223ZM254 194V195H253ZM259 194V196H257ZM117 195V196H116ZM197 195H198V193H197ZM228 195V194H227ZM240 195V194H239ZM264 195V194H263ZM206 196V195H205ZM216 196H218V195H216ZM221 196H222V194H221ZM228 196H230V197H226L225 195L224 196H222V198L224 197L225 199H229V201H230V199L232 200V195L230 194V191H229V195ZM188 197V196H187ZM219 197H220V195L218 196V198L217 197H215L216 199H218V200H220L219 199ZM239 196H237V197H235V198H237V199H234V202L235 201H237L238 199H240V197L238 198ZM244 197V199H246ZM257 197V198H256ZM264 197V196H263ZM70 198V199H69ZM223 198V199H224ZM254 198V199H253ZM214 199V198H213ZM243 199V198H242ZM263 199V198H262ZM60 200V199H59ZM63 200V199H62ZM61 200V201H62ZM86 200H85V202H86ZM189 200V199H188ZM198 201V200H197ZM221 201V200H220ZM229 201L227 202L228 203V205L230 206H232L233 205V203H229ZM239 201V200H238ZM247 201H245L244 202V205L245 206H243L244 207V210L247 208V207H249V205H252L253 204V202H247ZM256 201V202H255ZM196 202V203H195ZM263 203L262 204H264V199H263V201H262ZM63 203H65V202H63ZM83 203V202H82ZM87 203V202H86ZM89 203V202H88ZM222 203V202H221ZM240 203V202H239ZM261 203V202H260ZM71 204H73L72 202H71ZM207 205V206H209V207H206L205 206V209H204V207L202 206V205ZM223 204H226L225 203V200H224V202H223ZM36 205V204H35ZM92 205V206H93ZM199 205H201L202 206V208L201 207H199ZM236 205V204H235ZM237 205H238V203H237ZM258 205V204H257ZM48 206H49V204H48ZM72 206V205H71ZM74 206V205H73ZM78 206V205H77ZM241 206V207H242ZM262 206L260 205V208H261ZM219 210H218V209ZM225 208V206L223 207V211L222 212H226L227 210H228V208H226L227 210H225L224 209ZM255 209L257 208V207H254ZM253 208V210H255ZM196 209V210H195ZM201 209V210H200ZM239 209V208H238ZM71 210V207L69 206H67L66 208H65V211H61L62 212V214H59V215H63V218L64 217H66V216H68L67 215V213L69 212ZM92 210H94V212L92 211ZM199 211V212H195V211ZM207 210V211H206ZM209 210V211H208ZM252 210V209H251ZM258 211H260V209L258 210ZM71 212H74V211H72L71 210ZM77 212V211H76ZM91 212H93V213H95V215L94 216H91ZM242 212H243V209H242ZM250 212V211H249ZM252 212V211H251ZM257 212V211H256ZM205 213V214H204ZM69 214V213H68ZM84 214V213H83ZM204 215V216H202V215ZM208 214V215H207ZM258 214L259 213H255V215L256 216H258ZM222 215V214H221ZM248 215V214H247ZM113 216H115V218L113 217ZM217 216V217H218ZM223 216V215H222ZM221 216V217H222ZM237 216H239V217H237ZM241 217V218H240ZM248 217H250V218H248ZM248 218V219H247ZM260 218V217H259ZM211 219V218H210ZM215 219H216V217H215ZM235 219V220H234ZM243 219V220H242ZM235 222H237V220L239 221L238 222V224H236L235 226H232L231 227V225L230 224H232V222H233V224L235 223ZM242 221V222H241ZM244 221V222H243ZM226 222V223H225ZM254 222H256L255 224L256 225H258L257 227H259V228H257L256 227V229H255V225H254ZM262 222V223H261ZM79 223V222H78ZM232 224V225H233ZM243 225H245V226H243ZM73 226V225H72ZM68 227V226H67ZM224 227V228H223ZM234 227H237L236 229H234ZM241 227H243V231H241L240 232V229H241ZM89 228V229H90ZM240 228V229H239ZM191 229V231L190 232H188V230H190ZM238 229H239V232H237L238 231ZM245 229H247V230H245ZM253 229H254V231H253ZM262 229V228H261ZM91 230V231H92ZM249 230H251V231H253L254 233L252 234V235H255V238L251 235V233H250V236H244V235H246V233L248 234V231ZM255 230L257 231L256 233H255ZM247 231V232H246ZM250 231V232H251ZM80 232V231H79ZM84 232V231H83ZM94 232V233H95ZM237 232V233H236ZM64 233V232H63ZM62 233V234H63ZM241 233V234H240ZM93 234V233H92ZM109 234H110V232H109ZM243 234V235H242ZM101 235V234H100ZM257 235V236H256ZM129 237V238H128ZM257 237L258 238H262L263 237V241H259V240H257ZM113 240V241H114ZM78 241V240H77ZM133 246V247H134ZM133 247H132V249H133ZM135 247V248H136ZM131 248V247H130ZM136 248V249H137ZM101 249V248H100ZM129 249V248H128ZM166 249V250H165ZM81 252V251H80ZM164 252V253H163ZM167 252H169L170 253V251H167ZM82 253V252H81ZM171 254V253H170ZM177 254V255H178ZM166 255H169V254H166ZM164 256V257H163ZM154 259V258H153ZM205 260V259H204ZM185 261V260H184ZM214 261V260H213ZM186 262V261H185ZM194 262H197V261H194ZM168 264V263H167ZM195 264V263H194Z\"/></svg>","mask_w":264,"mask_h":264}]
</instances>
